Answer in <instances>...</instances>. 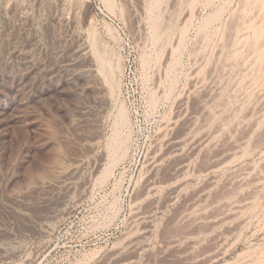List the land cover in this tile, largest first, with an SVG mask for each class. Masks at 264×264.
<instances>
[{"label": "rangeland", "instance_id": "374dc122", "mask_svg": "<svg viewBox=\"0 0 264 264\" xmlns=\"http://www.w3.org/2000/svg\"><path fill=\"white\" fill-rule=\"evenodd\" d=\"M0 264H264V0H0Z\"/></svg>", "mask_w": 264, "mask_h": 264}, {"label": "bare ground", "instance_id": "6f19581e", "mask_svg": "<svg viewBox=\"0 0 264 264\" xmlns=\"http://www.w3.org/2000/svg\"><path fill=\"white\" fill-rule=\"evenodd\" d=\"M66 1V0H65ZM73 4V3H72ZM70 5V4H69ZM68 6V5H67ZM67 8V7H66ZM23 9V8H22ZM25 9V8H24ZM22 11V10H21ZM66 11V10H65ZM31 12V11H30ZM25 14V13H24ZM68 14V13H67ZM65 15H63V19L65 18L64 17ZM60 19H61V17H60ZM65 20H67V19H65ZM64 20V21H65ZM64 21H62V22H64ZM82 34H83V31H82ZM79 35V34H78ZM80 36V35H79ZM82 36V39H81V43L79 44V46H78V48H77V53H79V56L81 57V56H85V55H88V52H89V44H87V43H90V42H87L86 43V40L83 38L84 36L83 35H81ZM87 38V37H86ZM88 38H89V36H88ZM88 41V40H87ZM90 50H91V48H90ZM90 53V52H89ZM78 55V54H77ZM78 57V56H77ZM198 86V85H197ZM201 86V85H200ZM199 86V87H200ZM208 86V85H207ZM211 87V86H210ZM208 89V88H207ZM213 90V89H212ZM211 91V90H210ZM196 93V92H195ZM205 102V101H204ZM203 102V103H204ZM204 106V105H203ZM201 110V109H200ZM204 110V109H203ZM186 135V134H185ZM188 135V134H187ZM167 137V136H166ZM169 138V137H168ZM116 139H117V137H116ZM187 142V141H186ZM181 146V145H180ZM179 146V147H180ZM181 148V147H180ZM186 148V147H185ZM177 149V148H176ZM179 149V148H178ZM178 152V151H177ZM176 152V153H177ZM172 153V152H171ZM184 153V152H183ZM168 154V153H167ZM186 154V153H185ZM155 157V156H154ZM223 158V157H222ZM154 159V158H153ZM161 159V158H160ZM162 160V159H161ZM216 162V161H215ZM155 164V163H154ZM222 164V163H221ZM156 165H157V163H156ZM184 165V164H183ZM154 166V165H153ZM180 166V165H179ZM178 166V167H179ZM222 166V165H221ZM219 167V166H218ZM153 168V167H152ZM191 169V168H190ZM196 170V169H195ZM194 170V171H195ZM204 171V170H203ZM60 174H62V171H60L59 172ZM180 173V172H179ZM59 174V175H60ZM184 174V173H183ZM189 174V173H188ZM196 174V173H195ZM200 174V173H199ZM175 176V175H174ZM184 176V175H183ZM188 177V176H187ZM191 177V176H190ZM185 179V178H184ZM186 180V179H185ZM192 180V179H191ZM189 182V181H188ZM153 183H155V182H153ZM160 183V182H159ZM180 183H182V182H180ZM179 183V184H180ZM177 184V183H176ZM167 185V184H166ZM150 186V185H149ZM158 186V185H157ZM176 186V185H175ZM178 186V185H177ZM162 187V186H161ZM173 188V187H172ZM158 189H160V188H158ZM170 189H171V187H170ZM175 189V188H174ZM212 189V188H211ZM148 192H147V195L148 196H153L154 194H155V191H156V186H155V184L153 185V186H150L149 188H148V190H147ZM177 191H178V189H177ZM207 191V190H206ZM205 191V192H206ZM204 192V191H203ZM208 192V191H207ZM177 194V193H176ZM201 196V195H200ZM156 198V197H155ZM161 201V200H160ZM161 203V202H160ZM193 203V202H192ZM243 203V202H242ZM239 204V203H238ZM234 205H236V204H234ZM233 206V205H232ZM230 207V206H229ZM185 208V207H184ZM192 208H193V206H192ZM195 208H196V206H195ZM238 208V207H237ZM227 209V208H226ZM231 209V208H230ZM234 210V209H233ZM190 211V210H189ZM200 211V210H199ZM188 212V211H187ZM187 212H185L184 211V214L185 213H187ZM204 212V211H203ZM231 212V211H230ZM147 213V212H146ZM189 213H191V212H189ZM196 213V212H195ZM194 213V214H195ZM181 214V213H180ZM182 214H183V211H182ZM193 214V213H192ZM201 214V213H200ZM187 215H188V213H187ZM196 215V214H195ZM189 216V215H188ZM190 217V216H189ZM180 218V217H179ZM176 222V221H175ZM175 239V238H174ZM173 239V240H174ZM172 241V240H171ZM175 241V240H174Z\"/></svg>", "mask_w": 264, "mask_h": 264}]
</instances>
